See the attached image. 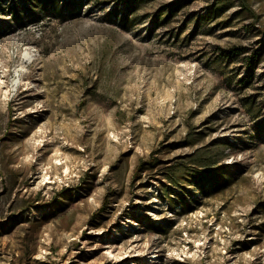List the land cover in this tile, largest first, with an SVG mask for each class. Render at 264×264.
Instances as JSON below:
<instances>
[{
  "label": "rangeland",
  "instance_id": "1",
  "mask_svg": "<svg viewBox=\"0 0 264 264\" xmlns=\"http://www.w3.org/2000/svg\"><path fill=\"white\" fill-rule=\"evenodd\" d=\"M122 1L13 30L0 12V264H264V0L155 24L179 0H152L129 29ZM218 141L233 182L169 198L166 167Z\"/></svg>",
  "mask_w": 264,
  "mask_h": 264
},
{
  "label": "trees",
  "instance_id": "2",
  "mask_svg": "<svg viewBox=\"0 0 264 264\" xmlns=\"http://www.w3.org/2000/svg\"><path fill=\"white\" fill-rule=\"evenodd\" d=\"M152 0H123L116 4L110 13L120 24L129 29L136 24L135 19H131L137 10L144 4ZM193 0H179L169 5L166 9H159L155 12L153 23L164 17V22L169 23L170 20L178 13L179 9L189 5ZM244 11L250 17L256 19V13L247 0H237ZM83 0H0V12L5 13L12 19V24L8 26L9 30L19 27H25L28 24L39 21L47 16H57L64 20L69 16L81 11ZM234 5V0H213L206 14L205 21H215L227 12ZM122 6V9H121ZM202 21L198 18L196 27ZM240 49L239 51H241ZM242 52L238 53L239 55ZM249 67L248 74L239 81L241 88L250 85V78L253 68L257 63L255 56L247 59ZM250 99V98H249ZM248 100V99H246ZM247 109L254 120L258 119L262 114V110H255V101L251 100L247 105ZM194 128H190L188 134L193 135ZM195 137V136H194ZM197 142H190L194 145ZM215 142L209 146L198 148L194 153L184 158V160L176 161L166 167L164 178L169 183L167 189L169 198L176 197V202L183 207L187 206V197L189 194L182 192L184 190V182H191L194 190L200 195H212L225 190L234 180L235 176L231 166L221 164V160L225 157L224 147H233L232 143ZM222 148L220 149V147ZM219 149V150H218ZM160 164L159 160L152 158L148 161H140L136 172L142 173L145 170H153ZM173 208V207H172ZM161 230H164L161 228Z\"/></svg>",
  "mask_w": 264,
  "mask_h": 264
},
{
  "label": "bare ground",
  "instance_id": "3",
  "mask_svg": "<svg viewBox=\"0 0 264 264\" xmlns=\"http://www.w3.org/2000/svg\"><path fill=\"white\" fill-rule=\"evenodd\" d=\"M29 58H30L29 53H26V54H25V59H29Z\"/></svg>",
  "mask_w": 264,
  "mask_h": 264
}]
</instances>
